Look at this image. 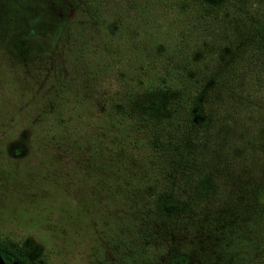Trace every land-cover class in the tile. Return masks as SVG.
Here are the masks:
<instances>
[{
    "label": "rangeland",
    "instance_id": "1",
    "mask_svg": "<svg viewBox=\"0 0 264 264\" xmlns=\"http://www.w3.org/2000/svg\"><path fill=\"white\" fill-rule=\"evenodd\" d=\"M138 2L142 18L126 23L140 27L143 41H155L160 58L178 43L181 0ZM117 15L84 0H0L1 237L47 264H161L171 243L181 245L185 264H264V190L244 229L226 212L206 231L167 237L145 227L127 188L140 185L142 167L93 154L89 118L88 128L71 136L53 127L67 78L93 73L107 59L111 72L151 67ZM168 84L154 85L155 101Z\"/></svg>",
    "mask_w": 264,
    "mask_h": 264
},
{
    "label": "trees",
    "instance_id": "2",
    "mask_svg": "<svg viewBox=\"0 0 264 264\" xmlns=\"http://www.w3.org/2000/svg\"><path fill=\"white\" fill-rule=\"evenodd\" d=\"M84 1L114 7L125 38L151 67L111 72L107 59L93 73L67 78L59 98L69 92L73 103L64 108L57 99L53 127L71 136L89 118L93 154L142 167L140 185L127 188L145 227L167 237L206 231L229 212L244 229L264 190V0H181L178 43L160 58L155 41L126 23L142 18L139 0ZM159 82L171 86L161 102L152 98ZM180 247H165L161 264H185ZM27 255L0 235L5 264H47Z\"/></svg>",
    "mask_w": 264,
    "mask_h": 264
},
{
    "label": "water",
    "instance_id": "3",
    "mask_svg": "<svg viewBox=\"0 0 264 264\" xmlns=\"http://www.w3.org/2000/svg\"><path fill=\"white\" fill-rule=\"evenodd\" d=\"M0 264H5V262L3 261V259L0 256Z\"/></svg>",
    "mask_w": 264,
    "mask_h": 264
}]
</instances>
